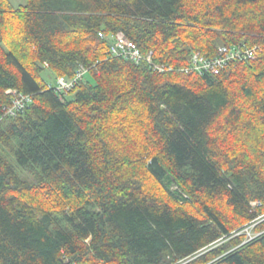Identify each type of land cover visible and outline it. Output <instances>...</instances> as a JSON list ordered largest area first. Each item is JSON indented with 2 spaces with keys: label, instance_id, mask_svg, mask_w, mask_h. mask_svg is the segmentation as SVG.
Wrapping results in <instances>:
<instances>
[{
  "label": "trees",
  "instance_id": "1",
  "mask_svg": "<svg viewBox=\"0 0 264 264\" xmlns=\"http://www.w3.org/2000/svg\"><path fill=\"white\" fill-rule=\"evenodd\" d=\"M100 32L175 66L259 51L157 72ZM79 66L63 98L43 77ZM9 88L33 102L0 121V264H264V0H0V110Z\"/></svg>",
  "mask_w": 264,
  "mask_h": 264
},
{
  "label": "built area",
  "instance_id": "2",
  "mask_svg": "<svg viewBox=\"0 0 264 264\" xmlns=\"http://www.w3.org/2000/svg\"><path fill=\"white\" fill-rule=\"evenodd\" d=\"M101 37H105L103 33H99ZM110 41L109 55L111 57H122L135 63L146 62L154 71L157 72H183L197 74H218L226 68L231 62L238 60L253 59L259 51L258 46H240L232 47L227 45H219L216 54L212 57L205 56L199 51L193 52L188 63L183 66H175L165 62H154L152 59V51L147 54L143 53L139 47L122 33H114L107 37ZM88 68L79 66L75 74L71 77L56 76L52 84L48 87L54 88L62 96L67 95L74 86L83 79ZM6 93L10 95V104L4 106L0 110V121L7 117L17 116L24 112L33 102V94L23 93L15 88H9ZM252 206L259 205V201H253ZM261 217V216H260ZM259 218L251 221L250 225L242 226L234 230L233 235L245 234L247 239L242 242L253 239L258 234H252L251 229L258 223ZM66 264H75L67 261Z\"/></svg>",
  "mask_w": 264,
  "mask_h": 264
},
{
  "label": "rangeland",
  "instance_id": "3",
  "mask_svg": "<svg viewBox=\"0 0 264 264\" xmlns=\"http://www.w3.org/2000/svg\"><path fill=\"white\" fill-rule=\"evenodd\" d=\"M9 4L13 7V8H19L21 6H23L25 3H26V0H8ZM90 74L87 72L85 73L84 75V78L87 79V78H90L89 76ZM43 77L45 78V80L49 83V84H52L54 83V79H55V74L53 72H51L50 70L48 69H45L43 71ZM150 188H152L150 186ZM152 189H156L155 188H152ZM218 204H220L221 206V203L217 202ZM251 224V221L250 222H247L245 223L243 226L245 225H250ZM251 233L254 235V234H259L260 233V230H256L255 226L251 229ZM247 239V237H245L244 241ZM249 241V240H248ZM247 242V241H246Z\"/></svg>",
  "mask_w": 264,
  "mask_h": 264
},
{
  "label": "water",
  "instance_id": "4",
  "mask_svg": "<svg viewBox=\"0 0 264 264\" xmlns=\"http://www.w3.org/2000/svg\"><path fill=\"white\" fill-rule=\"evenodd\" d=\"M67 261H68V260H65V262H64V263L66 264V263H67Z\"/></svg>",
  "mask_w": 264,
  "mask_h": 264
}]
</instances>
